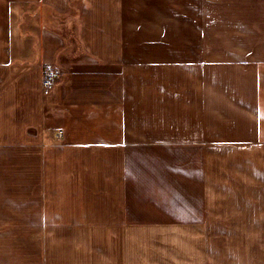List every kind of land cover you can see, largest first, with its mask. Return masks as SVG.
I'll return each mask as SVG.
<instances>
[{
  "label": "crops",
  "instance_id": "0c3cea01",
  "mask_svg": "<svg viewBox=\"0 0 264 264\" xmlns=\"http://www.w3.org/2000/svg\"><path fill=\"white\" fill-rule=\"evenodd\" d=\"M80 1L0 0V264H264V0Z\"/></svg>",
  "mask_w": 264,
  "mask_h": 264
},
{
  "label": "rangeland",
  "instance_id": "374dc122",
  "mask_svg": "<svg viewBox=\"0 0 264 264\" xmlns=\"http://www.w3.org/2000/svg\"><path fill=\"white\" fill-rule=\"evenodd\" d=\"M75 18H73V20H74ZM18 20H19V18H16L15 19V21H14V23H15V25L16 26H18L19 25V27H20V29H25L26 27H27V25L29 24V22L26 20V18H22V20H21V22L19 23L18 22ZM66 20V19H65ZM70 20H66V22H65V24H66V26H61L62 27V29H63V31H62V34H63V42H61V46H62V48L61 49H59L57 52H56V56L59 58V59H68L67 58V56L69 55L68 54V51L72 48V45H73V41H74V36H73V29H74V25H75V23H74V21H73V23H71V24H69L68 25V22H69ZM76 21V20H75ZM26 26V27H25ZM67 30V31H66ZM69 30H72V31H70L71 33H72V36H70V37H68L67 35H68V33H69ZM66 31V32H65ZM71 33H70V35H71ZM19 34H21V32L19 33ZM73 39V40H72ZM34 46V48L32 47V46H25V45H21V48H19L18 49V51H19V53H20V55L21 56H23V57H33L35 54H36V52H37V48H36V45L34 44L33 45ZM155 49V48H154ZM36 51V52H35ZM159 53H160V49H159ZM67 54V55H66ZM46 64H53V62H50V63H46ZM50 65V66H51ZM48 66V65H47ZM53 67H55L54 66V64L52 65ZM45 68V67H44ZM43 68V69H44ZM43 73V72H42ZM57 81V80H56ZM56 84V83H55ZM55 84H54V86H55ZM41 86H42V76H41ZM54 86H53V88H54ZM54 134V133H53Z\"/></svg>",
  "mask_w": 264,
  "mask_h": 264
},
{
  "label": "built area",
  "instance_id": "2783aa9c",
  "mask_svg": "<svg viewBox=\"0 0 264 264\" xmlns=\"http://www.w3.org/2000/svg\"><path fill=\"white\" fill-rule=\"evenodd\" d=\"M58 70L53 66H45L42 73V86L44 89H52L56 83Z\"/></svg>",
  "mask_w": 264,
  "mask_h": 264
},
{
  "label": "trees",
  "instance_id": "16d2710c",
  "mask_svg": "<svg viewBox=\"0 0 264 264\" xmlns=\"http://www.w3.org/2000/svg\"><path fill=\"white\" fill-rule=\"evenodd\" d=\"M80 0H69L70 3V8L69 11L67 12V14H77L79 16V8H80ZM70 14V15H71Z\"/></svg>",
  "mask_w": 264,
  "mask_h": 264
}]
</instances>
